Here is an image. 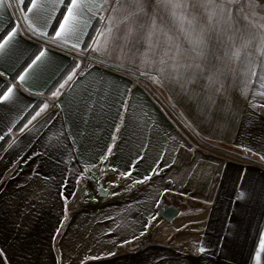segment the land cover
<instances>
[{"label": "crops", "instance_id": "obj_1", "mask_svg": "<svg viewBox=\"0 0 264 264\" xmlns=\"http://www.w3.org/2000/svg\"><path fill=\"white\" fill-rule=\"evenodd\" d=\"M27 2L0 6V35L19 26L14 48L0 55V90L15 85L13 101L0 105V144L11 137L0 154V264H264V49L253 40L235 59L236 72L249 74H238L233 116L220 111L212 132L209 97L175 100L111 47L99 57L83 51L97 20L79 50L31 33ZM113 6L109 0L105 18ZM42 48L46 57L18 83L27 66L18 72ZM77 62V75L52 96ZM38 103L48 107L15 132ZM160 204L177 208L178 217L183 210L182 227H170L169 238L155 232L150 242Z\"/></svg>", "mask_w": 264, "mask_h": 264}, {"label": "snow or ice", "instance_id": "obj_2", "mask_svg": "<svg viewBox=\"0 0 264 264\" xmlns=\"http://www.w3.org/2000/svg\"><path fill=\"white\" fill-rule=\"evenodd\" d=\"M18 2L21 5L25 4V0H18ZM108 2L109 0H28L22 11L31 33L77 50L80 49L82 37L87 35V29L92 26L91 22L98 20L105 26L95 29V34L91 37V42L86 46L85 51L91 50L99 57L105 53L111 55L109 51L111 47L118 59H139L142 64H149L155 67L161 75L173 79L191 80L205 73L209 65L215 69L209 76L210 80H214L216 75L221 73L219 67L211 64L212 54L208 48V41L211 39L216 40L217 45L224 49V55L230 59L239 58L241 50L246 49L253 40L258 41L259 47L264 49V33L249 38L241 36L242 42L237 43V34L242 33L244 29L233 17L232 9L228 5L239 3V0H155L156 7L151 13L145 11V0H115V6L105 18L103 13L109 11L105 7ZM5 3L6 0H0V6ZM160 7H163L176 22L178 31L188 47L182 46L180 37L171 36L163 23L157 24V11ZM117 11L121 13V17L114 20L111 13ZM243 18L247 19L246 16ZM160 19L163 21V17ZM53 22H55L54 27ZM18 28L19 26L16 25L6 34L0 35V55L14 48ZM50 28L51 35L49 34ZM141 44L144 45L143 49L140 47ZM46 53L47 49L39 50L24 72L18 76V83L25 81L33 67L46 57ZM79 69L80 62H77L52 96H58L59 90L73 80ZM144 74L146 73L141 72V75ZM2 75L3 73H0V76ZM253 75L256 73L253 72ZM151 78L154 81L158 79L155 75ZM261 87H264V82L261 83ZM92 91L94 89H89L86 93L89 99ZM14 95L15 85H9L6 90H0V105L12 102ZM47 107L45 103L32 117V120L40 116ZM121 109L127 112L126 99L121 101ZM120 118L123 121V113ZM28 123L30 124L31 120ZM27 126L25 124L24 128ZM24 128L20 131L22 132ZM3 138L0 134V139ZM241 148L244 151H252L253 155L258 154L247 146L242 145ZM110 153L111 147L108 148L103 159H106ZM261 158L264 159V155ZM153 171L154 174H159L155 169ZM123 175L127 178L131 172ZM150 179V175L144 178V180ZM144 180H137L136 183H143ZM243 196V192L238 194V198H243ZM260 248L264 250V238L260 241ZM198 251L204 253L205 248L201 246ZM0 255H3L2 251ZM257 261H259V253H257Z\"/></svg>", "mask_w": 264, "mask_h": 264}, {"label": "rangeland", "instance_id": "obj_3", "mask_svg": "<svg viewBox=\"0 0 264 264\" xmlns=\"http://www.w3.org/2000/svg\"><path fill=\"white\" fill-rule=\"evenodd\" d=\"M155 7V0H145L146 12H153ZM228 7L232 9L233 17L244 29L242 33L237 34L238 44L242 42L240 40L241 36L244 38L251 37L250 31H252V28L256 34L258 31H264V0H239V3L230 4ZM200 11L202 13V10ZM245 16L247 19L243 18ZM160 17H163V21H161ZM249 21H252L253 23H249ZM161 23L165 25L166 30L169 31L171 36L174 38L180 37L183 47H188L187 42L183 40L182 35L178 31L176 22H174L169 13L163 7H160L157 11V24L159 25ZM253 25H255V27H253ZM251 44L252 42L248 47H250ZM254 45L257 46L258 41L254 40ZM208 48L212 54L211 64H214L216 67L221 69V73H218L214 80L209 79L211 72L215 70L211 68V65H209V69H206L205 73L197 75L191 80L167 78L166 75H161L157 72L155 67L150 66L149 64H142L139 59L134 62L126 59V66H130L128 65V63H130L132 67L146 69L145 71L141 70L139 72H135L134 74L156 84L164 91V93L168 94L175 100L186 98L188 93L189 95L195 97H202L203 95L209 97L213 132V130H216L217 127V119L220 111L226 112L228 117L233 116L232 112L234 108L235 81L238 79V74L240 80L241 74H243V78H245V74L249 73L236 72L235 59H230L228 56H225L224 49L217 45L215 39L208 41ZM147 68L151 71L147 70ZM141 72L146 74L141 75ZM154 75L158 77L156 81L151 78ZM182 212L183 210H180L179 217L169 223L161 218L156 209H154V222L151 224L149 231V235L151 236L150 242H153L155 232L159 233V237L162 235L169 238L171 236L170 227L174 228L175 232L179 227H182L180 217Z\"/></svg>", "mask_w": 264, "mask_h": 264}, {"label": "water", "instance_id": "obj_4", "mask_svg": "<svg viewBox=\"0 0 264 264\" xmlns=\"http://www.w3.org/2000/svg\"><path fill=\"white\" fill-rule=\"evenodd\" d=\"M49 43H50L51 45H54V46L59 47V48H61V49H64V50H66V51H68V52H70V53H73V54L79 55V56H81V57H83V58L89 59V60H91V61H95V62H97V63H100V62H98V61H96V60H94V59H92V58H90V57H87L86 55H83V54H81V53H78V52H76V51H71V50H68V49L62 48V47H60V46H58V45H56V44H54V43H52V42H49ZM154 90H155V89H154ZM155 91H156L157 95L163 99L164 103L168 106V108L170 109V111H171L174 115H176L179 119H181L180 116H179V114L177 113V111H176V110L170 105V103L165 99V97H164L159 91H157V90H155ZM199 139H200V138H199ZM202 142H204V141H202ZM204 144H206V145H208L209 147H211V148H213V149H216V150H218V151H223V152L228 153V154L233 155V156H237V157H242V158H244V159H248V158H246V157H244V156H240V155H238V154H236V153H233V152H229V151L223 150V149L218 148V147H216V146H214V145H211V144H208V143H205V142H204ZM100 196H101V197H104V196H102V190H100ZM157 211H158L159 215H160L165 221H167V222H169V223L172 222L174 219H176V218L178 217V214H179V210H178L177 208H175L174 206H165L164 204H160V205L157 207Z\"/></svg>", "mask_w": 264, "mask_h": 264}, {"label": "trees", "instance_id": "obj_5", "mask_svg": "<svg viewBox=\"0 0 264 264\" xmlns=\"http://www.w3.org/2000/svg\"><path fill=\"white\" fill-rule=\"evenodd\" d=\"M100 26V23L98 22V20L95 22V24L93 25L88 37L86 38L85 44L83 46V51H85L84 49L86 48V46L91 42V37L95 34V29L97 27ZM38 54L37 50L36 52H34L30 58L26 61V63L24 64V66L22 67V69L18 72L21 73V71L28 66V64L31 62V59L34 58V56ZM17 77V75H16ZM14 77V79L16 78ZM58 83L56 82V84L54 85V87H57ZM7 87V86H6ZM6 87H4L2 90H6ZM40 104H36V106H34L26 115L25 117L18 123V125L15 127V132H19L21 128H24V125L27 124L30 120H32V117L36 114V112L39 110ZM11 142V137L7 136L2 143L0 144V154L7 148V146L10 144Z\"/></svg>", "mask_w": 264, "mask_h": 264}]
</instances>
